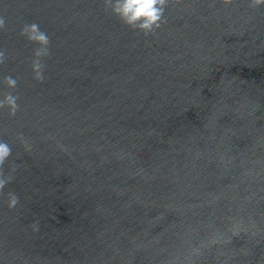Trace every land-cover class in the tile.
Masks as SVG:
<instances>
[{
    "label": "water",
    "instance_id": "water-1",
    "mask_svg": "<svg viewBox=\"0 0 264 264\" xmlns=\"http://www.w3.org/2000/svg\"><path fill=\"white\" fill-rule=\"evenodd\" d=\"M170 0L148 36L102 0H0L17 171L0 264H264V4ZM37 23L50 37L33 79ZM38 221V230L32 225Z\"/></svg>",
    "mask_w": 264,
    "mask_h": 264
},
{
    "label": "clouds",
    "instance_id": "clouds-1",
    "mask_svg": "<svg viewBox=\"0 0 264 264\" xmlns=\"http://www.w3.org/2000/svg\"><path fill=\"white\" fill-rule=\"evenodd\" d=\"M105 10L110 11L124 25L132 30L142 33L145 36L155 33L165 23V10L170 0H102ZM225 5L233 3V0H223ZM264 4V0H251L250 7ZM5 19L0 17V30L5 29ZM30 44L34 45L30 67L33 79L44 82V71L46 59L51 55L50 37L43 31L39 24H24L19 33ZM7 59L6 51L0 49V65ZM2 83L8 91L0 93V110H7L9 116H15L20 110L19 95L15 94L18 86V79L11 75L3 77ZM12 155V148L8 142L0 140V196H6L8 207L14 208L19 203L18 195L9 191L4 193V188L14 179L17 167L9 165V171L5 174V164ZM39 222L33 223L34 230H38Z\"/></svg>",
    "mask_w": 264,
    "mask_h": 264
}]
</instances>
